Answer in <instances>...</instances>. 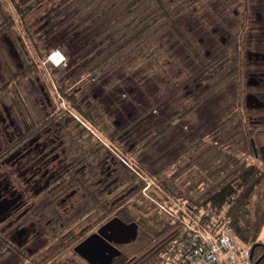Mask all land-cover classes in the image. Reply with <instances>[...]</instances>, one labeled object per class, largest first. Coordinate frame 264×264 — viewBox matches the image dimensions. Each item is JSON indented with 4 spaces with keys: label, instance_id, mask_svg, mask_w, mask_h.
Instances as JSON below:
<instances>
[{
    "label": "rangeland",
    "instance_id": "1",
    "mask_svg": "<svg viewBox=\"0 0 264 264\" xmlns=\"http://www.w3.org/2000/svg\"><path fill=\"white\" fill-rule=\"evenodd\" d=\"M160 1L167 17L142 43L116 53L123 42L160 15L157 0H0L4 12L34 9L3 36L0 46L4 40L13 43L24 67L32 60L37 64L29 78L34 79L38 69L52 86L69 88L85 111L92 112L93 134L98 139L87 144L71 126L51 129L48 136L92 155L81 176L87 185L59 206L61 225L48 226L37 217L29 219L34 228L20 237L12 239V232L5 231L1 237L9 246L0 238V264H22V255L40 260L54 245L50 240L55 233H78L92 225L97 213L90 195L115 203L136 188L126 166L109 150L92 160L99 143L107 146L111 140L116 150L159 182L164 181L169 165L199 140L245 160L227 143L238 121L223 124L238 93L236 80L226 77L234 66L223 51L242 37L243 112L248 124L264 125V0H246L245 14L237 0ZM150 46L161 53L162 70L144 59ZM98 63L100 68L89 73ZM192 106L193 117L179 118ZM65 146L60 151L68 152ZM84 157L64 158L73 165ZM256 164L264 175V167ZM168 188L179 193L174 183ZM132 216L152 226L138 211L132 209ZM261 240L264 245V232ZM263 245L259 246L264 252ZM17 249L22 254L15 253ZM55 264L86 263L65 252Z\"/></svg>",
    "mask_w": 264,
    "mask_h": 264
},
{
    "label": "trees",
    "instance_id": "2",
    "mask_svg": "<svg viewBox=\"0 0 264 264\" xmlns=\"http://www.w3.org/2000/svg\"><path fill=\"white\" fill-rule=\"evenodd\" d=\"M237 1L242 4V14H245L247 1ZM157 3L160 15L123 42L116 53L142 43L151 29L167 17L163 2L157 0ZM32 10L34 9H17L16 14H13L9 10L4 12L0 7V39L14 26L18 27V23L24 21ZM21 32L26 36L23 26ZM24 36L21 38L25 40ZM223 52L234 66L226 77H233L238 89L235 104L226 111L227 119L223 124L238 121L227 143L244 156L245 160L199 140L169 165L164 181L159 182L140 164L130 161L123 152L116 150L109 140V145L102 144L101 147L113 153L126 166L131 180L136 184L134 191L116 204L91 195L97 217L89 229L82 233L69 231L64 234L67 236L64 240L71 242L67 243L68 245L63 244L40 260L20 256L22 264H48L63 251L73 252V248L89 234L96 232L114 218L126 224H137L138 234L134 242L117 246L121 255L112 264H181L183 254L179 242L187 235V227L193 223L201 229L214 232L229 230L240 246L248 247L250 253L253 250L250 264L257 262L263 255L260 246L263 245L261 236L264 232V175L256 163L264 167V125H250L245 120L242 102L245 45L242 37L239 36L237 41ZM144 59L154 61L155 68L163 69L160 63L161 53L154 52L152 46ZM101 64H96L89 73H95ZM34 66L37 67V64ZM30 69L31 67L27 70L28 73ZM40 74L45 77V72L40 71ZM61 95L67 111L81 120L88 128L87 132L92 141H97L93 134L96 124L92 113H88L79 105L77 97L62 94V91ZM194 109L195 106L184 109L179 118L193 117ZM151 141L153 142V139L150 143ZM97 154L98 150L94 155ZM170 183L177 185L179 193L168 188ZM132 209L144 217L147 216L152 226H146L133 217ZM258 264H264V258Z\"/></svg>",
    "mask_w": 264,
    "mask_h": 264
},
{
    "label": "flooded vegetation",
    "instance_id": "3",
    "mask_svg": "<svg viewBox=\"0 0 264 264\" xmlns=\"http://www.w3.org/2000/svg\"><path fill=\"white\" fill-rule=\"evenodd\" d=\"M3 42L4 45L0 46V238L5 231H10L12 239H15L34 228L29 219L36 220L38 217L48 226L61 225L63 215L59 213V206L67 203L76 189L87 185V180L81 176L83 167L92 155L81 149L74 150L64 139L48 136L51 129L58 125H63L64 128L71 126L78 138L87 144L94 141L81 120L67 111L61 91L62 94L77 96L71 94L69 88L52 86L38 69L34 79L29 78L36 63L31 59V63L24 67L15 44L5 40ZM77 99L82 106L78 97ZM101 145L99 143L95 150L94 154L97 150L98 154L93 155V161L99 158L102 151L107 150ZM61 146H65L68 152L65 149L60 151ZM65 156L85 157L78 164L71 165V160H65ZM39 228L41 232L40 225ZM52 230L54 231V227ZM65 237L67 238L66 235L55 233L50 240L54 245L44 257L63 244H69L71 241L67 242ZM2 241L3 245L9 246L8 240L2 238ZM74 248L72 253L76 255ZM14 251L21 252L19 249ZM59 256L48 264H55Z\"/></svg>",
    "mask_w": 264,
    "mask_h": 264
},
{
    "label": "built area",
    "instance_id": "4",
    "mask_svg": "<svg viewBox=\"0 0 264 264\" xmlns=\"http://www.w3.org/2000/svg\"><path fill=\"white\" fill-rule=\"evenodd\" d=\"M187 230V235L179 242L183 254L181 264L251 263L249 248L240 246L229 230L209 231L196 223L189 225Z\"/></svg>",
    "mask_w": 264,
    "mask_h": 264
},
{
    "label": "water",
    "instance_id": "5",
    "mask_svg": "<svg viewBox=\"0 0 264 264\" xmlns=\"http://www.w3.org/2000/svg\"><path fill=\"white\" fill-rule=\"evenodd\" d=\"M138 226L126 224L114 218L103 225L97 233L90 235L74 248V253L87 264H112L121 255L115 246L128 245L137 238ZM253 250L251 251L252 259ZM264 258L257 260L258 264Z\"/></svg>",
    "mask_w": 264,
    "mask_h": 264
}]
</instances>
